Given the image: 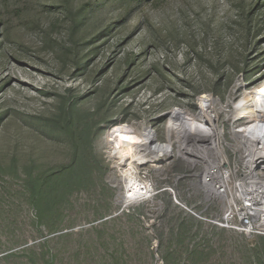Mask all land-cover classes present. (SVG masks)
Listing matches in <instances>:
<instances>
[{
    "label": "rangeland",
    "instance_id": "1",
    "mask_svg": "<svg viewBox=\"0 0 264 264\" xmlns=\"http://www.w3.org/2000/svg\"><path fill=\"white\" fill-rule=\"evenodd\" d=\"M263 83L264 0H0V264H264V239L212 229L184 159L135 166L123 203L105 141L177 139L173 108Z\"/></svg>",
    "mask_w": 264,
    "mask_h": 264
},
{
    "label": "built area",
    "instance_id": "2",
    "mask_svg": "<svg viewBox=\"0 0 264 264\" xmlns=\"http://www.w3.org/2000/svg\"><path fill=\"white\" fill-rule=\"evenodd\" d=\"M204 96L213 98L211 94L196 97L197 114L200 110L198 99ZM215 100L218 105L214 107L217 110L213 109L211 127L204 122L201 114L197 118L200 123L194 127L196 131H189V147L198 156L191 159L180 155L179 143L171 134L165 142L156 138L160 146H164L168 138L171 142L170 152L159 151L157 159H173L176 156L184 159L197 189L208 196L211 203H215L217 215L208 222L211 226L235 232L247 239L264 237V136L258 132L261 127L256 123L262 120L259 110L256 107L248 113L246 109L233 106L230 110ZM180 111L183 110L173 108L168 112V126L177 128L186 122ZM192 133L200 136L197 146ZM246 133L250 134L247 139L237 138ZM225 135L233 136V140H225ZM245 140L250 142L247 144ZM173 143H176L174 148Z\"/></svg>",
    "mask_w": 264,
    "mask_h": 264
},
{
    "label": "bare ground",
    "instance_id": "3",
    "mask_svg": "<svg viewBox=\"0 0 264 264\" xmlns=\"http://www.w3.org/2000/svg\"><path fill=\"white\" fill-rule=\"evenodd\" d=\"M243 98L239 101L236 109H246L248 113L254 111L257 107L259 110V117L261 121L256 123L261 127V136H264V83L257 87L255 90L246 93ZM251 103L250 105H245ZM218 105L213 98H205L200 104V110L198 114L191 115L188 112H181L183 114L186 122L184 124H179V127L174 128L176 136L178 139V150L179 154L185 157L193 158L198 155L193 152L189 147V131L195 132L196 126L200 123L197 118L202 114L204 117V122L209 124L210 127L213 124L214 107ZM192 133V134H193ZM188 134V135H187ZM248 134V135H247ZM156 133L154 130H145L140 134H135L131 129L125 125H118L111 127L108 134L106 135L105 141L111 142L109 145V154L111 157L115 158L117 161L115 168L120 172L119 177L121 181L126 185L127 191L123 195V203L130 202L140 195L144 190L147 189V185L138 184L135 180L134 175L136 174L135 166H154V162L158 158L159 150H162L160 144L156 141ZM238 139L246 138L250 136L249 133L239 135ZM200 136L193 134L192 139L197 146L199 143L198 138ZM245 142L248 144L247 140ZM166 153L171 150V145H164ZM147 191V190H146Z\"/></svg>",
    "mask_w": 264,
    "mask_h": 264
},
{
    "label": "trees",
    "instance_id": "4",
    "mask_svg": "<svg viewBox=\"0 0 264 264\" xmlns=\"http://www.w3.org/2000/svg\"><path fill=\"white\" fill-rule=\"evenodd\" d=\"M34 184H35L34 182L29 183V186H31L29 188H30V191L32 192L33 204L35 208L37 209V212H38V215L40 216V221H41L42 219V200H41V197H39L38 195V192L41 189V184L36 185V187H34ZM211 227L212 229H215V230H222V229H217L213 226ZM257 238L264 239V237H254L253 239H257Z\"/></svg>",
    "mask_w": 264,
    "mask_h": 264
}]
</instances>
